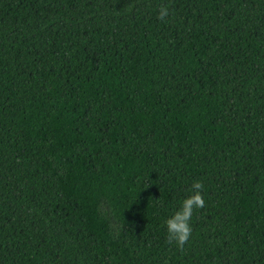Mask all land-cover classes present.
Returning <instances> with one entry per match:
<instances>
[{
	"label": "trees",
	"instance_id": "16d2710c",
	"mask_svg": "<svg viewBox=\"0 0 264 264\" xmlns=\"http://www.w3.org/2000/svg\"><path fill=\"white\" fill-rule=\"evenodd\" d=\"M0 264H264V0H0Z\"/></svg>",
	"mask_w": 264,
	"mask_h": 264
},
{
	"label": "clouds",
	"instance_id": "9594fccd",
	"mask_svg": "<svg viewBox=\"0 0 264 264\" xmlns=\"http://www.w3.org/2000/svg\"><path fill=\"white\" fill-rule=\"evenodd\" d=\"M169 15L168 6H161L158 10L157 19L165 20ZM204 185L201 181H196L192 184L190 195L182 202L177 211L172 216L166 219L165 225L170 241H174L179 248H183L192 235V227L190 221L193 210L200 209L205 206L202 190Z\"/></svg>",
	"mask_w": 264,
	"mask_h": 264
}]
</instances>
